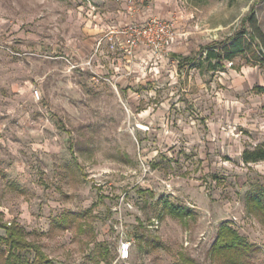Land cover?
Returning a JSON list of instances; mask_svg holds the SVG:
<instances>
[{
	"label": "rangeland",
	"instance_id": "obj_1",
	"mask_svg": "<svg viewBox=\"0 0 264 264\" xmlns=\"http://www.w3.org/2000/svg\"><path fill=\"white\" fill-rule=\"evenodd\" d=\"M153 18L173 41L129 50ZM263 142L264 0H0V219L42 264H264Z\"/></svg>",
	"mask_w": 264,
	"mask_h": 264
},
{
	"label": "trees",
	"instance_id": "obj_2",
	"mask_svg": "<svg viewBox=\"0 0 264 264\" xmlns=\"http://www.w3.org/2000/svg\"><path fill=\"white\" fill-rule=\"evenodd\" d=\"M232 2L234 0H228ZM224 49L218 50H208L206 53L205 59L211 61L212 59H217L219 63H222L224 59H230V54L241 51L242 46L237 42H233L230 46L225 48L226 52L223 54ZM194 61L192 59L190 62ZM215 69V68H213ZM260 90H263L260 88ZM242 161L244 163H255L259 161H264V142L255 146L253 149H245L242 152ZM252 200L256 204L257 208L264 213V206L257 197H252ZM0 228L5 229V241L8 247V256L6 257L5 264H42L50 263L49 259L44 255L38 246H35L28 241L23 231L17 224L11 222V224L1 223L0 219ZM245 244L239 239L236 233L227 225H223L219 230L217 237L211 247L212 253H221V254H230L236 250H242ZM32 250L35 253V259L32 261L28 260L26 254ZM22 252L23 254H21ZM22 258V259H21ZM20 259V260H19ZM234 259V258H230Z\"/></svg>",
	"mask_w": 264,
	"mask_h": 264
},
{
	"label": "built area",
	"instance_id": "obj_3",
	"mask_svg": "<svg viewBox=\"0 0 264 264\" xmlns=\"http://www.w3.org/2000/svg\"><path fill=\"white\" fill-rule=\"evenodd\" d=\"M173 23L153 18L144 24H134L125 27L121 33L128 40V49L148 47L157 50L169 45L174 39ZM35 97L39 98L37 90L33 91ZM9 223V222H8ZM131 243L121 239L118 246V258L125 260L129 257Z\"/></svg>",
	"mask_w": 264,
	"mask_h": 264
}]
</instances>
